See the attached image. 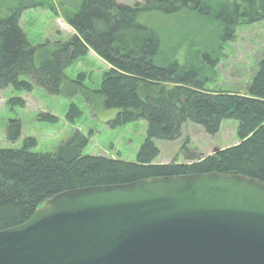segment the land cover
Returning a JSON list of instances; mask_svg holds the SVG:
<instances>
[{"label":"trees","instance_id":"obj_1","mask_svg":"<svg viewBox=\"0 0 264 264\" xmlns=\"http://www.w3.org/2000/svg\"><path fill=\"white\" fill-rule=\"evenodd\" d=\"M141 1L130 7L115 0H82L67 18L76 35L68 42H48L38 49L20 27L23 12L38 3L18 4L0 18V90L31 93L39 86L50 95L63 96L78 83L67 79L66 69L85 57L90 47L111 65L95 94L106 110L117 112L113 126L141 120L148 125L133 163L84 156L88 138L79 132L52 154L32 153L36 142L30 138L19 149H0V232L27 222L47 200L81 188L206 174L246 176L264 184V56L246 96L208 93L205 86L215 79L218 64L212 57L214 49H207L211 39L201 35L193 47L185 49L182 62L161 58L160 40L140 23L144 15L160 14L166 19L191 15L204 25L205 32L214 25L216 44H227L236 39L240 26L264 20V0H224V4L221 0ZM71 109L74 119L79 113L74 105ZM226 120L238 123V145L190 159V164L177 160L155 164L161 154L155 141L179 140L188 123L215 136ZM9 125L8 140L16 144L22 135L21 123ZM182 150L189 152L187 145Z\"/></svg>","mask_w":264,"mask_h":264},{"label":"water","instance_id":"obj_2","mask_svg":"<svg viewBox=\"0 0 264 264\" xmlns=\"http://www.w3.org/2000/svg\"><path fill=\"white\" fill-rule=\"evenodd\" d=\"M0 264H264V184L206 174L67 191L0 232Z\"/></svg>","mask_w":264,"mask_h":264},{"label":"rangeland","instance_id":"obj_3","mask_svg":"<svg viewBox=\"0 0 264 264\" xmlns=\"http://www.w3.org/2000/svg\"><path fill=\"white\" fill-rule=\"evenodd\" d=\"M82 0H0V18L16 5L37 7L23 12L20 27L33 48L46 43L68 42L76 32L67 23L79 8ZM118 4L135 7L141 0H115ZM213 1V0H212ZM221 4L225 1L221 0ZM140 23L152 29L160 40L161 58L172 57L183 61V54L196 41L206 36L207 49H214L212 57L218 59L216 77L208 82V93L248 94V88L258 72L264 56V20L253 25H242L237 29L236 39L227 44H216L219 39L214 25L205 32L203 24L191 15L179 14L165 18L160 14L144 15ZM195 49V48H193ZM203 50V49H202ZM40 53L42 51L39 50ZM196 52V50H189ZM169 59V57H167ZM192 57H188L190 60ZM43 58H39L41 61ZM193 59V58H192ZM111 65L92 48L88 47L85 57L73 62L65 71L69 81L78 82L70 86L63 96H53L43 88L35 86L31 93L8 88L0 90V149H19L26 138L35 140L31 149L34 154H52L68 139L79 132L88 138L84 156L104 157L133 163L147 137L146 121H137L123 127H114L117 112L106 110L102 99L95 94L100 90L103 77ZM32 82L29 78H22ZM78 115L72 119L71 107ZM21 123L22 135L16 144L8 140L9 124ZM238 123L223 121L220 132L210 136L202 127L192 123L182 128V137L174 142L155 141L161 154L157 165H168L174 160L190 164V159H202L220 150L239 144ZM187 145L189 152L182 150Z\"/></svg>","mask_w":264,"mask_h":264}]
</instances>
